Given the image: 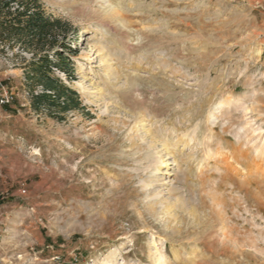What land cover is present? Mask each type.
Instances as JSON below:
<instances>
[{"label":"rangeland","instance_id":"obj_1","mask_svg":"<svg viewBox=\"0 0 264 264\" xmlns=\"http://www.w3.org/2000/svg\"><path fill=\"white\" fill-rule=\"evenodd\" d=\"M39 1L79 106L0 44V264H264V0Z\"/></svg>","mask_w":264,"mask_h":264},{"label":"trees","instance_id":"obj_2","mask_svg":"<svg viewBox=\"0 0 264 264\" xmlns=\"http://www.w3.org/2000/svg\"><path fill=\"white\" fill-rule=\"evenodd\" d=\"M13 4L17 5L15 11ZM41 7L39 0H0V44L10 42L32 53L25 74L31 85L32 105L36 111L47 108L53 117L58 116L56 112H68L79 106L78 93L55 73L63 74L68 81L74 80L70 56L77 51L67 42L68 25L47 17ZM35 88H40V93H35Z\"/></svg>","mask_w":264,"mask_h":264},{"label":"built area","instance_id":"obj_3","mask_svg":"<svg viewBox=\"0 0 264 264\" xmlns=\"http://www.w3.org/2000/svg\"><path fill=\"white\" fill-rule=\"evenodd\" d=\"M10 103V100L9 99H5V100H1V104H8ZM1 106V105H0Z\"/></svg>","mask_w":264,"mask_h":264},{"label":"bare ground","instance_id":"obj_4","mask_svg":"<svg viewBox=\"0 0 264 264\" xmlns=\"http://www.w3.org/2000/svg\"><path fill=\"white\" fill-rule=\"evenodd\" d=\"M106 2H107V3H110V1H109V0H106ZM77 84H78V83H77ZM161 164H164V163L161 161ZM156 170H157V171H160V169H159V168H156Z\"/></svg>","mask_w":264,"mask_h":264}]
</instances>
